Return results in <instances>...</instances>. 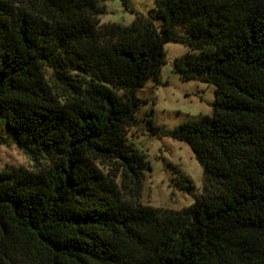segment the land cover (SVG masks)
Listing matches in <instances>:
<instances>
[{
  "label": "trees",
  "instance_id": "trees-1",
  "mask_svg": "<svg viewBox=\"0 0 264 264\" xmlns=\"http://www.w3.org/2000/svg\"><path fill=\"white\" fill-rule=\"evenodd\" d=\"M103 1L0 0V123L36 166L0 172V264H264V0H157L127 27ZM170 41L174 71L216 87L212 116L149 126L203 167L201 195L175 169L182 211L140 204L128 143Z\"/></svg>",
  "mask_w": 264,
  "mask_h": 264
},
{
  "label": "rangeland",
  "instance_id": "rangeland-1",
  "mask_svg": "<svg viewBox=\"0 0 264 264\" xmlns=\"http://www.w3.org/2000/svg\"><path fill=\"white\" fill-rule=\"evenodd\" d=\"M157 0H105L101 3L102 25L130 26L138 17L150 19L156 14ZM167 64L162 68L159 81L150 80L136 93L145 101L139 108V124L130 130L128 143L146 156L150 171L145 173L140 204L173 211H182L194 204V195L179 189L180 178L175 173L190 178L195 194L201 195L204 188V170L191 147L168 136H153L150 123L175 130L180 125L213 115L216 87L197 80H185L174 71V64L189 51L177 42L165 43ZM0 172L25 168L36 170L33 160L13 141L8 128L0 123Z\"/></svg>",
  "mask_w": 264,
  "mask_h": 264
}]
</instances>
